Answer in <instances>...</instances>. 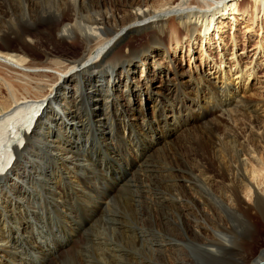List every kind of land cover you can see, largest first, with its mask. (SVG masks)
Masks as SVG:
<instances>
[{
  "label": "bare ground",
  "instance_id": "bare-ground-1",
  "mask_svg": "<svg viewBox=\"0 0 264 264\" xmlns=\"http://www.w3.org/2000/svg\"><path fill=\"white\" fill-rule=\"evenodd\" d=\"M253 1L254 11H257L256 17H258L260 6H264V0ZM240 4V0H0V264H9L8 261L11 264H16V255L19 250H24L22 245L29 243L23 241L26 239L25 234L27 233H32L33 244L30 242L31 249H27L26 252L30 258L38 262L46 261L47 264L52 261L54 256L57 257H55V261H52V264H64L67 260L73 261L75 264H186L183 259L177 256L182 252L180 245L190 240V237L186 235L185 224L177 206L180 204V199L177 194L170 193L169 196L172 197L170 202L176 207L170 210L171 212L164 210L167 205L165 200H168L166 199L167 193L164 192L158 181L160 180V183L170 181L173 186L180 187L184 191L195 189V193L202 198L204 203L208 202L212 205L207 208L210 212H213L214 204L225 214L234 211L230 206H227L228 203L225 204L224 201L219 200L214 189L212 190L208 184V180L188 167H186L187 179L190 181L188 188L176 182V176L170 167H167L168 172L158 176L154 175L155 173L146 174L145 170L141 171L143 176L139 172L138 174L131 172L132 179L138 180L139 183L134 189L135 192L132 190L124 192L130 200L113 197L108 203L111 205L112 202L121 200L126 206L125 212L122 213V216L117 212L111 213L108 210L110 206L107 204L106 210L108 211L104 210L106 219L97 221L98 225L103 224L113 233L120 234L124 243L119 245L117 243L119 240L116 242L99 238L100 245L106 244L107 247L95 248L96 252L89 254L92 256L90 261L70 259L71 257L69 258L68 255H74L72 250L67 251L68 249H66V252L63 253L59 248L58 251H54L59 244L49 247L48 239L36 238L35 235L43 232L40 227H47L49 218L52 224L55 215L50 216L51 213L42 211L39 207L35 208L31 202L38 205V202L49 199L50 196L52 199L53 197L57 199V195L62 197V191L58 190V186L55 187L51 179L48 181V177L45 175L48 171L52 175L55 174V180L62 182L64 188L68 186V183L74 182V172L69 161L78 154L69 148L70 138L79 140L82 138V130L86 128L90 133L93 128L94 136H99L98 129L103 131L101 121L111 111L114 117L117 116L116 122L119 121L117 125L119 134L123 133L122 139L132 141L131 137L136 126L141 134H147V129L144 128V118H147L145 109L147 108L144 109L143 105L149 102L151 103L152 120L148 118V125L150 124L152 128L151 124L160 120L163 127L160 128L161 135L146 136V139H149V144L154 148L152 151L151 148L143 150L144 153L151 151L149 155H146L150 158L148 170L152 169L154 165H158L152 162L153 152H163L164 150H160V147L170 144L172 141L171 135L174 134L177 125L174 119L175 114L180 116L185 110L181 121L183 128L181 135L183 136L190 134L192 128L197 124L205 122L209 115H213L212 112L223 114L226 111V113L245 115L247 122L257 127L254 128L255 130L252 128L254 126L250 128L248 133L254 138H252V142H246L258 152L260 157H263L264 121L261 122L259 118H264V116L257 113L254 101L239 96L236 89L230 91L227 83H222L219 86L212 83L210 88L206 87L212 100L207 98L204 106L197 103L198 100L189 97V105H184L183 98L187 96L184 94L183 85L179 83L174 89L175 104L170 101L169 96L172 91L169 88L171 86L169 79H173L171 77L173 71L169 65L172 61L171 55H168L167 51L165 53L164 49L167 38L169 42H175L176 45L188 42V51L191 47L190 44L194 47L195 41L199 39L200 51L209 59L213 50L211 49L212 42L216 35L218 36L215 40L216 43L213 42L216 47H221V43H223L219 32L214 31V20L217 21L215 16L220 14V17L230 16L232 20H235V15L243 14ZM164 16L173 20V27L166 22L159 21L158 18ZM252 16L253 14L249 20L250 18L252 20ZM179 31L182 33L183 39L177 40L176 38L175 40L176 36H173L172 33ZM142 35L150 38L147 39L148 44L151 45L145 53L134 55L133 50L128 51V49ZM169 35L173 38H169ZM11 41L16 43L12 44ZM217 41H219L218 44ZM152 57L155 59H151ZM139 68L145 78L142 81H135V74ZM163 68H166V80L160 81ZM94 71L96 73H93ZM49 73L56 75H54L56 82L54 81L50 90L44 93L46 84L53 79V75ZM157 75L159 83L162 84V90H156L152 85V82L157 80ZM174 76L177 77V74L174 73ZM243 77L244 72L240 71L235 74L233 79H236L237 84ZM199 78L202 84L203 77L199 76ZM121 82L124 83L122 97L125 101V109L124 104H115L119 99L115 92ZM191 82L192 77H189L188 85ZM210 82L208 80V83ZM57 83H59V87H55ZM29 89L34 90L32 95H30ZM163 90L167 92L164 93ZM88 94H93V96L90 98ZM138 101H140V105L137 107ZM91 105L93 107L90 108ZM99 117L103 119L101 120ZM76 134L78 138H75ZM90 136L89 133H86L85 139L83 138V151L89 145ZM242 137L236 136L233 141L226 138L213 139L215 145L212 146V149H207L204 158H217L218 160L219 156L223 155L227 159L252 158L251 160H253L255 158L259 161ZM97 140L98 144L103 147L102 141L99 138ZM238 141L243 143L241 144L243 148L239 147ZM134 147L135 145L130 147L131 152H134ZM137 152V150L134 152L135 157H138ZM42 155H45L46 159L48 158L49 167H47L46 161L41 158ZM107 156L106 152L105 157ZM210 161L212 162V159ZM219 161H216L218 166L221 164ZM225 161L227 162L226 159ZM45 165H47V172ZM101 165L105 166V163L102 162ZM140 165L143 164L140 163ZM245 165L244 160L238 159L236 165L230 167L226 165V168L219 166L220 169L216 170L225 180L222 183L226 189L231 191L238 201H240L237 193L238 186L249 180L248 177H250V174L245 171ZM258 165L255 164V167ZM251 167L253 166L251 165ZM138 170L140 169L138 168ZM251 172L254 174L253 169ZM38 184H40L39 188L36 186ZM41 185H45L48 189H43L45 186ZM250 187L254 193L255 203L252 206L249 204L248 208L249 210L252 208L255 214H259L261 219H264V202L260 198V189H258L261 186L252 183ZM120 191L118 189V192ZM136 194L139 195L138 202ZM54 203L57 205L56 201ZM147 203L149 206L154 204L157 208H153V206H150V209L149 206L145 208ZM141 207L149 209L145 214L147 218L143 216L145 209H141ZM154 212L155 215L160 216L158 226H156L154 216H151ZM114 216L118 218L113 219ZM125 218L127 219L125 220ZM42 221L46 222V225H43ZM131 221H133V225L130 224ZM110 222L113 226L110 225ZM176 224L181 226L185 234L184 240L180 242L176 238L178 229ZM101 228L103 229V227ZM207 229L205 228V230ZM64 230L66 231L65 228ZM131 230H137V234L132 233ZM62 233L64 234V232ZM154 233H162L163 240L161 237L160 241L153 239ZM192 235L197 236L198 239L199 237H208L203 232H194ZM74 236L76 237V234ZM166 236L168 239H165ZM66 237L60 235L58 239L63 241ZM224 240L230 242L228 237H225ZM71 242L69 241V244ZM91 244L93 246L92 242ZM46 248H50L47 249V253L44 251ZM63 254H67L65 259H63ZM75 255L77 256V252ZM49 264L51 263L49 262ZM251 264H264V248Z\"/></svg>",
  "mask_w": 264,
  "mask_h": 264
},
{
  "label": "rangeland",
  "instance_id": "rangeland-1",
  "mask_svg": "<svg viewBox=\"0 0 264 264\" xmlns=\"http://www.w3.org/2000/svg\"><path fill=\"white\" fill-rule=\"evenodd\" d=\"M240 1H241L240 7L243 8V14L241 15L239 14V16L235 15L236 16L235 20H232V17L230 16L220 17V14H217L215 16V19H217V21L214 20L215 21L214 31H216V33L217 31L219 32L220 37H222L223 39V43H221V47L219 48L216 47V44L213 43V42L216 43L215 40L216 38H218V36L216 35L215 40H213L212 42L211 49L213 50L211 51L212 54L209 59H207L208 57H206V55H204L200 51L199 39L195 41L196 45L194 47H192V45L190 44L191 47L190 50L188 51V47H189L188 42L179 43L178 45H176L175 42L174 43L169 42L167 38V43L164 49H165V53L167 51L168 55H171L170 58L172 60L171 63L169 64L171 65V67L168 65V67H170L173 71V73L171 71L172 73L171 77L173 79L172 80L169 79V82L171 83V86L169 88H171L172 90L169 96H170V101L173 102L174 104L176 103V95L174 94L175 93L174 89L177 87L176 86L177 83L183 85L184 94L185 96H187L183 98L184 105H189L190 103L189 98H190L193 100H198L197 103L203 106L206 105L207 98H209L210 101L212 100L210 99L209 94L206 91V87L210 88L212 83H215L218 86L221 85L222 83H227L230 91H234L236 89L239 96L254 101L257 106L256 108L257 113L260 114L261 116H264V6L263 5L260 6L261 10L259 11L258 17H256L257 11L256 10L254 11V1L253 0H240ZM251 14H253L252 20L251 18L249 20ZM158 19L159 21L161 20L163 22H166L171 27H173L174 25L173 20L165 16L159 17ZM172 35L176 36L174 37L175 40L176 38L177 40L183 39L182 33L180 31L178 33H172ZM147 38L150 39L146 35H142L137 41L133 43V45L128 49V51L133 50L134 55H140L145 53L148 47L151 45L148 44ZM169 38H173V37L169 35ZM13 41H11V43L15 44L16 42ZM218 43L219 41H217V44ZM151 59H155V58L152 57ZM164 66L167 67V65ZM240 71L244 72V77L241 80V82H238L236 84V79H233V77L235 76V74L239 73ZM93 73H96V71H94ZM165 73H166V68H163L162 73L160 74V81L166 80ZM174 73L177 74V77L174 76ZM49 74L53 75V79L48 84H46L44 93L48 92L51 86H53V84L56 82L54 77L55 74L54 73H49ZM199 76L203 77L202 84ZM158 77L159 76L157 75V80H154L152 82V85L154 89L162 90V84L159 83ZM189 77H192V82L188 85ZM144 78H145L144 74L141 73V68H139L137 70V73L135 74V81L137 80L142 81ZM208 80H210L211 82L208 83ZM55 87H59V83H57ZM135 87H137V84H135ZM200 89L201 91L199 94ZM123 90H124V83L121 82L115 92V95L116 96L118 95L119 98L117 99L118 101L115 104L116 105L124 104V109H125V101L123 100L122 97ZM29 91L31 92L30 95H32L34 90L29 89ZM163 92L166 93L167 91L163 90ZM88 95L90 98L91 96H93V94H88ZM139 105H140V101L136 103L137 107ZM91 107L93 106L91 105L90 108ZM143 107L144 109L147 108L145 109V115H147V118H144L145 120L144 128L145 130L147 129V134L146 133L141 134L138 126H136L133 131L134 133L131 137L133 139L132 141H129L130 139L128 140L122 139L123 133L119 134V127L117 125L119 121L117 120L116 122L117 116L114 117L113 112L111 111L108 112V115L104 120H102L103 119L102 117L101 118L99 117L102 120L101 122L103 129V131H99L98 129L99 136L97 135V133H96L97 136H94L95 134L93 133L94 132L93 128H91L92 133H90L88 128H86L82 130V134H81L82 138H80L79 140L78 139L74 140L73 138H70L71 145L69 146V148L74 150L78 155L73 156L72 158L73 160L70 159L69 161L71 165L70 167L73 168V172H74L73 174L74 182L72 184L68 183V186H66V188H64L62 182L55 180L56 179V177H54L55 174L52 175L51 173H49V171L47 172V167H49L47 160L48 158L46 159L45 155H42L41 158H43V160H45L48 165V166L45 165V171L47 172V174L45 175L48 177V181L49 179H51V182L54 183L55 187L58 186L57 187L58 190L62 191L63 195L62 197L57 195V199L55 197H53L52 199V197L50 196L49 199H45L38 202V205L35 204V202H31V205L33 204L32 206H34L35 208L39 207V209L41 208L40 210L46 211L47 213H51L50 216L55 215L53 216L54 221L52 222V224L49 218L47 222L48 223L47 227H40L43 231L42 233L38 235H35L34 233L36 238L42 237L40 238V240L43 238L48 239L47 245H49V247L57 246L59 244L57 248L54 249V251L56 250L58 251L59 248H61L63 253L66 252L65 251L66 249H68L67 251L72 250L71 252L74 255L77 252V256L75 255V257L77 258H75L74 255L69 254L68 256L69 258L71 257L70 259H74L76 261L77 260L84 261V262L90 261L92 256H90L89 254H94L96 252L95 248H100L102 246L107 247L106 244L100 245L99 238L107 241L115 240L116 242L117 240H119L117 242L119 245H123L124 243V241H122L124 239L120 237V234L117 235L115 232L113 233V231L105 227L103 224L98 225L97 221L98 219L99 221L106 219L104 212L108 210L111 213L117 212L118 215L122 216V213L125 212L126 206L123 204L121 200L112 202L111 205L113 206L109 205L108 203L110 199L113 197H123L124 200L125 198L129 199V196L124 192L127 190H132L133 192H135L134 189L135 187L138 186L139 183L138 180L132 179L133 174H138L139 172V174L143 176V173L141 171L145 170V172H147L146 174L155 173L154 175L157 176L160 174L164 175L165 172H168L169 170L167 167H170L174 171V176H176V182L183 184L185 187L188 188L190 183V181L187 179L188 173L186 172V167H188L189 169L198 172L201 175V177H204V179L208 180V184L211 186L212 190L214 189L213 191L216 194V196L219 197V200L224 201L225 204L228 203L227 206H230L234 211L231 212L229 211L230 213L225 214L218 209L217 205L214 204L215 207L213 206V212H210L207 208L212 207V205L209 204L208 202L204 203L202 201V198L197 193H195L196 192L195 189H189V190L187 189L186 191H184V189L180 187L173 186L172 182L170 181L167 183L165 181L160 183L159 180L158 181L159 184L163 187L164 192L167 193L166 199L168 200H165V203L168 206L166 205L164 210L170 211L176 207L172 204V202H170V199L172 197H170L169 194L170 193L177 194V197L180 199L179 202L180 204H177V206L179 207L178 208L179 213L181 214V219L184 221L185 224L186 235L187 237H190L189 241H186L184 244L180 245L182 252L180 255L177 254V256L180 259H183L186 262V264H251L254 261V259L258 257L260 251L263 250L264 248V219L263 218L261 219L259 214H255V212L252 211V208L250 210L248 208L249 204L250 206H252L255 203L254 193L250 187L252 183L257 184V186H261L258 187V189H260L259 190V194L261 195L260 198L264 202V155L263 157L262 156L260 157L258 155V152L253 150V148L249 144H247L248 141H249L248 143L252 142V138H254V136L252 137V135L248 133L250 128L254 126L252 128L256 129L257 127L254 124L253 125L249 124L247 122V118L245 117V115L237 114V113L235 114L232 112L226 113V111H224L223 114L212 112L213 115L212 116L209 115L205 122L197 124L196 127L193 126L194 128H192L191 133L186 136H183L181 135V132L183 130L181 121L184 116L182 114L186 112L185 110L180 116H178L177 114H175V116L173 115L177 125L174 130V134L171 135L172 141L170 144H166L160 147V150H164L163 152L161 153H156L155 151L153 152L154 155L152 158V162L157 163L159 166L154 165L152 169L148 170L149 168L148 162L150 161V158H148V156L146 157V155H149L154 148L149 144V139L148 138L146 139V136L151 134L161 135L162 132L160 128L163 127V124L160 120H157L156 122L151 124L152 125L151 128L150 124L148 125L149 119L152 120L151 103L149 102L148 104L143 105ZM99 114H101V111H99ZM252 114L255 115L254 112H252ZM259 120H261L262 122L264 121V118L261 117L259 118ZM138 124H140L139 121ZM86 133H89L91 136L88 145L89 147L86 146V150L83 151L82 142L85 139ZM239 135L244 137V138L242 137L243 140L253 151L254 155L257 157L259 161L255 160V158H253V160H255L254 163H252L253 162V160H251L252 158L227 159L223 155H220L218 160L217 158H204L207 149L208 148L212 149V146L215 145L213 144V139L221 140L223 138H226L228 140L230 139L231 141H233L235 137ZM75 138H78L77 134L75 135ZM97 138H99V140L102 141L103 147H101L98 144ZM109 138L111 139L113 138V139L111 140ZM237 144L239 145L240 148H243V146H241V144H243L241 141H238ZM133 145H135L136 147L133 148V151L134 152L136 150L138 151L137 152L138 157L137 156L135 157L134 152H131L130 150V147ZM147 148H151L150 149L151 151L150 152L146 151L147 153H144L143 150ZM71 149L70 151H72ZM216 151H220V150H216ZM106 152L108 153L107 157H105ZM210 159H212V162L210 161ZM225 159L227 160L228 163L225 161ZM238 159L244 160L246 162L245 171L247 172V174L248 173L250 174V177H248L249 180L243 182L242 185L238 186L239 191L237 193L239 195L240 201H238L235 198V196L231 193V191H228L226 189V187L222 183L225 180L223 179L221 174L217 172L220 169V167L226 168V165H228L229 167L231 165H236ZM216 161H219V164L221 163L219 165L220 167L217 165ZM249 161L251 164L249 163ZM102 162L105 163V166L101 165ZM140 163H142L143 165H140ZM247 163L249 166L247 165ZM255 164L257 165L259 164V165L255 167ZM251 165L253 167H251ZM131 168L132 169L134 168L133 171ZM138 168L140 170H138ZM49 169L51 171V168ZM252 169L254 170V174L253 172H251ZM84 171L87 172L85 173ZM131 172H133V174ZM123 179L125 182L123 181ZM252 179H254L255 181ZM36 186H38L39 188L40 184ZM41 186H45V185H41ZM43 189L46 190L48 188L45 186L43 187ZM118 189L119 191L120 190L121 191L118 192ZM151 189L154 188L151 187ZM98 192H100V194H98ZM226 194H230L231 196ZM135 196H136V201L138 202L139 195L136 194ZM54 201L57 202V205L54 203ZM107 204L110 206L108 210H106L108 207ZM147 204L148 205L144 206L145 208L146 206H149V203ZM217 204L219 203L217 202ZM150 206L151 207L153 206V208L156 207L154 204ZM144 207H141V209H145ZM99 209H101L102 211ZM149 209L144 210V215H143L144 217L146 216L145 215L146 211L148 212ZM151 216H154L156 226H158L160 223L159 221L160 216H158L157 214L155 215V212L152 213ZM116 218L118 217L114 216L113 219ZM123 219L124 218L122 217V220ZM126 219L127 218H125V220ZM130 224L133 225V221H131ZM232 224L235 225L233 226ZM43 225H46V222H43ZM110 225H112L111 222ZM176 226L178 227L176 232V238L180 242L184 240L185 234L179 224H176ZM87 227H89L90 230ZM101 227H103V229ZM64 228L66 229V231L64 230ZM205 228L208 229L205 230ZM62 232H64V234ZM131 232L137 234V230L134 231L131 230ZM194 232L197 233L203 232V234H206L205 236L208 237H204V238L199 237L198 239L197 236L192 235ZM75 234L76 237L74 236ZM60 235H64L67 237L63 241H60V239H58ZM25 237L26 239H23V241L29 243L22 245L24 250L23 251L19 250L20 254L18 253L16 255L17 256L15 261L16 264H40V263L47 264L46 261L38 262L37 260L30 258L29 254L26 251L27 249H31L30 242H32L33 244V241H31L33 239V235L32 233H27L25 234ZM160 237L163 240L162 233L160 234L154 233L153 239H157L160 241L161 240ZM225 237L230 238V242H226L224 240ZM166 238L168 239L167 236L165 237V239ZM74 240H76L78 243ZM69 241L72 242L69 244ZM82 242L84 243L81 245ZM91 242L93 243V246ZM62 244L67 246L64 247ZM47 249L49 250L50 248L44 249L46 253H47ZM78 249L79 251L80 250L81 251L79 252ZM63 256H62L63 259H65L67 257V254L66 255L63 254ZM55 257L57 256H54L52 261L56 260ZM83 257L84 259L86 258L87 259L84 260ZM52 261L49 262L52 264ZM8 263L11 264L10 261H8ZM64 264H75V263L73 261L67 260Z\"/></svg>",
  "mask_w": 264,
  "mask_h": 264
}]
</instances>
